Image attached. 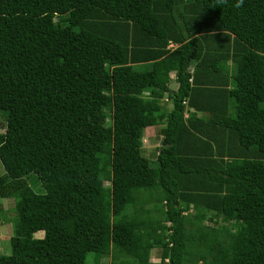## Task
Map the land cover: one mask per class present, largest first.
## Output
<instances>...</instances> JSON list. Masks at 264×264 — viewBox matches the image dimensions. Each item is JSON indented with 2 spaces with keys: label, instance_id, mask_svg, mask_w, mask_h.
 <instances>
[{
  "label": "trees",
  "instance_id": "obj_1",
  "mask_svg": "<svg viewBox=\"0 0 264 264\" xmlns=\"http://www.w3.org/2000/svg\"><path fill=\"white\" fill-rule=\"evenodd\" d=\"M263 102L264 0H0V264H264Z\"/></svg>",
  "mask_w": 264,
  "mask_h": 264
},
{
  "label": "rangeland",
  "instance_id": "obj_2",
  "mask_svg": "<svg viewBox=\"0 0 264 264\" xmlns=\"http://www.w3.org/2000/svg\"><path fill=\"white\" fill-rule=\"evenodd\" d=\"M174 45L170 44L169 47H173ZM171 84L170 87L175 88L176 82L173 80L174 73H171ZM3 111L0 110V132L3 131L5 127V117L3 115ZM160 125L148 126L143 131V139H142V153L151 160L152 165H155V156L156 149L160 144L161 134H160ZM3 173V168L0 164V174ZM101 184L107 186L109 185L108 178H104L101 181ZM34 189H38V185H32ZM149 206V205H148ZM15 201L13 198H2L0 197V254H9L10 253V244L9 237L12 233V225L11 221L14 216L15 218ZM43 235L42 231H38L35 233V236L41 237ZM155 251V249L153 250ZM95 254L93 252H89L86 256V264H94ZM156 262V261H155ZM110 257L107 255H103L100 258V264H109Z\"/></svg>",
  "mask_w": 264,
  "mask_h": 264
},
{
  "label": "crops",
  "instance_id": "obj_3",
  "mask_svg": "<svg viewBox=\"0 0 264 264\" xmlns=\"http://www.w3.org/2000/svg\"><path fill=\"white\" fill-rule=\"evenodd\" d=\"M170 104H168V106H169ZM263 106H264V102H263ZM160 126H162V125H160ZM262 161H264V158L262 159ZM158 260H159V251H158V249L157 250H155V251H153L152 252V255H151V257H150V261L151 262H158Z\"/></svg>",
  "mask_w": 264,
  "mask_h": 264
},
{
  "label": "clouds",
  "instance_id": "obj_4",
  "mask_svg": "<svg viewBox=\"0 0 264 264\" xmlns=\"http://www.w3.org/2000/svg\"><path fill=\"white\" fill-rule=\"evenodd\" d=\"M165 100L167 101V98Z\"/></svg>",
  "mask_w": 264,
  "mask_h": 264
}]
</instances>
